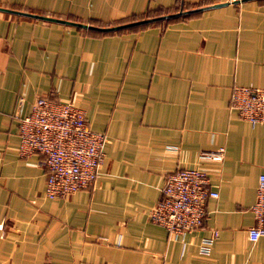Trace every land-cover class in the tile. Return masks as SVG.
Returning a JSON list of instances; mask_svg holds the SVG:
<instances>
[{
  "label": "crops",
  "instance_id": "0c3cea01",
  "mask_svg": "<svg viewBox=\"0 0 264 264\" xmlns=\"http://www.w3.org/2000/svg\"><path fill=\"white\" fill-rule=\"evenodd\" d=\"M0 7L95 26L202 8L115 31L0 10V264H264V235L247 234L264 122L252 125L229 106L233 84L264 86V0ZM39 95L71 98L105 134L92 186L47 198L43 155L18 152L19 117ZM219 146L222 160L199 157ZM193 166L208 171L218 197L205 203L200 227L171 236L150 210L165 175Z\"/></svg>",
  "mask_w": 264,
  "mask_h": 264
},
{
  "label": "built area",
  "instance_id": "2783aa9c",
  "mask_svg": "<svg viewBox=\"0 0 264 264\" xmlns=\"http://www.w3.org/2000/svg\"><path fill=\"white\" fill-rule=\"evenodd\" d=\"M229 106L250 124L264 122V86L233 84ZM20 154L39 152L45 168L44 194L58 198L78 189L92 186L100 175L103 163V144L106 136L93 131L87 124L84 110L71 98H54L39 95L29 111L19 117ZM224 148L200 151V158L220 161ZM208 171L199 166L178 167L165 175L160 198L150 210L152 221L163 226L167 233L176 236L201 226L204 205L216 200L218 192L207 187ZM251 212L256 221L248 230V239L255 241L264 235V172L257 178L255 199ZM214 230L201 238L199 252L208 254Z\"/></svg>",
  "mask_w": 264,
  "mask_h": 264
},
{
  "label": "water",
  "instance_id": "95a60500",
  "mask_svg": "<svg viewBox=\"0 0 264 264\" xmlns=\"http://www.w3.org/2000/svg\"><path fill=\"white\" fill-rule=\"evenodd\" d=\"M224 3L225 2L215 3V4H212L211 6H219V5H222ZM200 9H202V8L199 7V8H192V9H187V10H181V11H178L176 13L161 14V15H157V16H152V17H146V18L131 20V21H127V22H123V23H119V24H114V25H110V26H95V25H91V24H85V23H81V22H75V21H70V20H65V19L50 17V16H44V15L29 13V12H21V11H17V10H11V9H7V8L0 7V10L10 11V12H16V13H20V14H24V15L36 17V18H41V19L51 20V21L63 22V23H67V24H71V25H75V26H80V27H84V28L95 29V30H99V31H115V30H120V29H124V28L131 27V26H135V25H140V24H144V23H149V22L161 20V19L166 18L167 16L179 15V14H184V13H190V12L197 11V10H200Z\"/></svg>",
  "mask_w": 264,
  "mask_h": 264
},
{
  "label": "trees",
  "instance_id": "16d2710c",
  "mask_svg": "<svg viewBox=\"0 0 264 264\" xmlns=\"http://www.w3.org/2000/svg\"><path fill=\"white\" fill-rule=\"evenodd\" d=\"M181 10H184V9H179V10H177V11H181ZM173 13H175V12H173ZM192 13H195V11H193V12H190V13H185V14H192ZM166 14H171V13H166ZM182 15H184V14H179V15H171V16H167L166 18H164V19H161V20H170V19H172V18H175V17H178V16H182ZM146 17H152V16H143V17H141V18H146ZM141 18H139V19H141ZM137 18H135V20H136ZM157 21H159V20H157ZM150 23V22H149ZM144 24H147V23H144ZM140 25H142V24H140Z\"/></svg>",
  "mask_w": 264,
  "mask_h": 264
}]
</instances>
